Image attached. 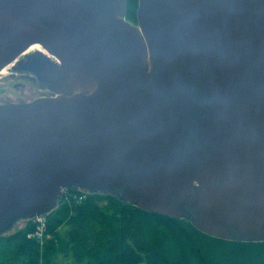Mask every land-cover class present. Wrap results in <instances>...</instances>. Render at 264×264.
<instances>
[{"label":"water","instance_id":"obj_1","mask_svg":"<svg viewBox=\"0 0 264 264\" xmlns=\"http://www.w3.org/2000/svg\"><path fill=\"white\" fill-rule=\"evenodd\" d=\"M0 0V236L64 191L264 243V0ZM35 52L27 54L33 47Z\"/></svg>","mask_w":264,"mask_h":264},{"label":"trees","instance_id":"obj_2","mask_svg":"<svg viewBox=\"0 0 264 264\" xmlns=\"http://www.w3.org/2000/svg\"><path fill=\"white\" fill-rule=\"evenodd\" d=\"M127 3V21L137 22L139 0ZM69 192L82 199L63 200L46 216L43 244L28 237L36 229L33 220L0 236V264H264V243L215 239L188 220L148 213L109 195ZM98 200L107 204L97 207ZM73 223L87 226L61 233Z\"/></svg>","mask_w":264,"mask_h":264},{"label":"rangeland","instance_id":"obj_3","mask_svg":"<svg viewBox=\"0 0 264 264\" xmlns=\"http://www.w3.org/2000/svg\"><path fill=\"white\" fill-rule=\"evenodd\" d=\"M24 87H22V86ZM45 90H42L37 84L33 83L32 81L28 82L26 80L21 79L20 74H16V76H12V72L9 71L8 74L0 76V104H8L11 102H30L33 99L41 98L44 95ZM77 194L70 193L66 191L64 193L63 200L71 204L75 200ZM63 201V202H64ZM97 207H102L107 203L105 201H94ZM29 220H21L16 223L12 228L7 231L4 236H11L23 230ZM87 225H77L76 223L64 225L61 228V233L68 232H75L79 231L81 227H85ZM36 230V229H35ZM47 238H49L47 236ZM60 264H67V262L63 259L60 260Z\"/></svg>","mask_w":264,"mask_h":264},{"label":"built area","instance_id":"obj_4","mask_svg":"<svg viewBox=\"0 0 264 264\" xmlns=\"http://www.w3.org/2000/svg\"><path fill=\"white\" fill-rule=\"evenodd\" d=\"M75 198L77 200L82 199V197H80L79 195H76ZM33 221H34V223H36V230L32 234H30L28 237L29 238H37L43 244L45 237H46V218H43V217L42 218H36Z\"/></svg>","mask_w":264,"mask_h":264},{"label":"flooded vegetation","instance_id":"obj_5","mask_svg":"<svg viewBox=\"0 0 264 264\" xmlns=\"http://www.w3.org/2000/svg\"><path fill=\"white\" fill-rule=\"evenodd\" d=\"M133 25H137V22H131ZM12 76H16V74H12ZM20 77H21V79H23V80H26V81H28V82H30V80L28 79V77H24L23 75H20ZM22 86V85H21ZM22 87H24V86H22ZM53 94L51 93V92H49V91H46V92H44V95L42 96V97H50V96H52ZM36 99V98H35ZM35 99H33V100H31L30 102H32V101H34ZM25 103H29V102H11V103H8V104H25ZM19 221H21V220H17V221H15V223H14V225L16 224V223H18Z\"/></svg>","mask_w":264,"mask_h":264},{"label":"bare ground","instance_id":"obj_6","mask_svg":"<svg viewBox=\"0 0 264 264\" xmlns=\"http://www.w3.org/2000/svg\"><path fill=\"white\" fill-rule=\"evenodd\" d=\"M38 49H40L38 46H33V47L27 52V54H30V53H32V52H35V51H37ZM9 71H11V67H7L6 69H4V70L0 73V76L8 74Z\"/></svg>","mask_w":264,"mask_h":264}]
</instances>
